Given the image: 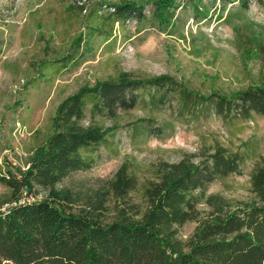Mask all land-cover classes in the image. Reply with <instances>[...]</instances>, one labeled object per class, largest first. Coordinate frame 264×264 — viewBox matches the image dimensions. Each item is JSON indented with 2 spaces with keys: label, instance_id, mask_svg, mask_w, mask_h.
I'll return each instance as SVG.
<instances>
[{
  "label": "rangeland",
  "instance_id": "rangeland-1",
  "mask_svg": "<svg viewBox=\"0 0 264 264\" xmlns=\"http://www.w3.org/2000/svg\"><path fill=\"white\" fill-rule=\"evenodd\" d=\"M120 0H0V172L24 171L33 150L52 132L57 105L82 85L115 77L169 75L192 93H228L264 80V0H175L169 22L160 20L150 0L140 19L116 21L100 3ZM127 1V0H126ZM260 38L256 53L248 37ZM167 90V91H166ZM157 90L145 85L138 99L115 117L96 114L92 120L112 127L90 147L93 165L71 172L61 185L94 186L126 163L139 188L155 178L159 164L189 155L210 161L215 147L237 153V172L208 184L206 194L248 198L250 176L264 165V115L219 114L211 102L183 101L177 86ZM164 94V96H162ZM162 97V102H156ZM90 121L89 113L85 123ZM41 199L46 191L34 190ZM10 190L0 183V201ZM141 201L140 189L131 193ZM201 210L207 209L203 203ZM204 213H201L203 215ZM198 221L178 228L186 239Z\"/></svg>",
  "mask_w": 264,
  "mask_h": 264
},
{
  "label": "trees",
  "instance_id": "trees-1",
  "mask_svg": "<svg viewBox=\"0 0 264 264\" xmlns=\"http://www.w3.org/2000/svg\"><path fill=\"white\" fill-rule=\"evenodd\" d=\"M234 1L245 9L250 2L221 0L223 7ZM147 3H153L154 12L166 22L167 11L178 8L175 0ZM99 6L116 21L145 16V2L120 0ZM248 38L255 46L243 49L247 55L256 53L261 42ZM145 85L157 90L177 86L183 101L211 102L219 114L264 115V80L228 93L202 95L169 75L141 79L120 71L109 80L80 86L57 105L52 132L34 148L26 169L0 172V183L10 190L0 204L35 197L36 187L46 191L43 198L0 214V264H264V165L250 176L248 198L232 200L205 192L215 179L239 170L240 156L228 154L224 147H215L210 161L194 162L189 155L163 161L155 178L141 188L126 163L94 186L61 185L71 172L93 165L90 147L113 130L92 117H115L118 110L133 107L137 89ZM87 113L90 121L85 123ZM139 189L140 202L131 194ZM200 203L207 209L201 210ZM187 221L198 223L186 239L179 238L178 228Z\"/></svg>",
  "mask_w": 264,
  "mask_h": 264
},
{
  "label": "built area",
  "instance_id": "built-area-1",
  "mask_svg": "<svg viewBox=\"0 0 264 264\" xmlns=\"http://www.w3.org/2000/svg\"><path fill=\"white\" fill-rule=\"evenodd\" d=\"M112 10H113V8L110 7V11H112ZM25 201L30 202L31 200L30 199L27 200V199H25L23 197V198H20L18 201H13V202H7V203L0 204V214L7 213L11 208H13L17 204L23 203Z\"/></svg>",
  "mask_w": 264,
  "mask_h": 264
}]
</instances>
